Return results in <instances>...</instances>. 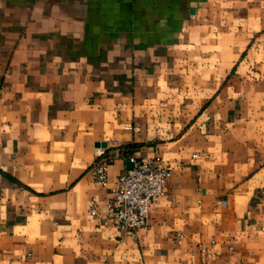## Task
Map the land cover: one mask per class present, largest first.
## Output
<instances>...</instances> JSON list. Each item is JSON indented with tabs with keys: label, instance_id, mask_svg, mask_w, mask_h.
Here are the masks:
<instances>
[{
	"label": "crops",
	"instance_id": "obj_1",
	"mask_svg": "<svg viewBox=\"0 0 264 264\" xmlns=\"http://www.w3.org/2000/svg\"><path fill=\"white\" fill-rule=\"evenodd\" d=\"M130 155L171 170L133 233ZM0 264H264V0H0Z\"/></svg>",
	"mask_w": 264,
	"mask_h": 264
},
{
	"label": "built area",
	"instance_id": "obj_2",
	"mask_svg": "<svg viewBox=\"0 0 264 264\" xmlns=\"http://www.w3.org/2000/svg\"><path fill=\"white\" fill-rule=\"evenodd\" d=\"M106 146L96 149L94 160L89 166L93 182L104 187L107 183V166L111 158L106 154ZM128 166L115 179L109 189L110 197L104 201L106 210L102 223L110 222L116 229L133 233L147 226L148 208L155 198L164 192V182L171 170L158 158L153 161L126 157ZM88 211L95 215V202L88 201ZM179 242L178 233L175 235Z\"/></svg>",
	"mask_w": 264,
	"mask_h": 264
},
{
	"label": "water",
	"instance_id": "obj_3",
	"mask_svg": "<svg viewBox=\"0 0 264 264\" xmlns=\"http://www.w3.org/2000/svg\"><path fill=\"white\" fill-rule=\"evenodd\" d=\"M96 147H105V143L104 142H99V143H95Z\"/></svg>",
	"mask_w": 264,
	"mask_h": 264
}]
</instances>
